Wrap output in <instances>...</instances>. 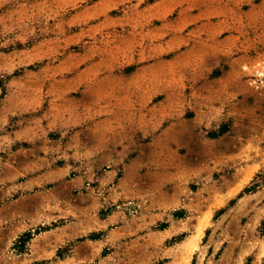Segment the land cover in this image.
<instances>
[{"label": "rangeland", "instance_id": "rangeland-1", "mask_svg": "<svg viewBox=\"0 0 264 264\" xmlns=\"http://www.w3.org/2000/svg\"><path fill=\"white\" fill-rule=\"evenodd\" d=\"M0 264H264V0H0Z\"/></svg>", "mask_w": 264, "mask_h": 264}]
</instances>
